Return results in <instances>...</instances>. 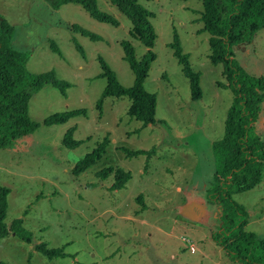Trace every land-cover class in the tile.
<instances>
[{
	"label": "rangeland",
	"instance_id": "374dc122",
	"mask_svg": "<svg viewBox=\"0 0 264 264\" xmlns=\"http://www.w3.org/2000/svg\"><path fill=\"white\" fill-rule=\"evenodd\" d=\"M140 4L155 15L151 23L157 33L152 49L157 59L145 82L146 91L158 98L156 124L144 129L142 115L131 112L144 105L141 98L114 90L103 98L101 113L97 108L108 85L105 78H99L103 73L99 60L128 89L135 76L124 60L121 42L132 43L138 60L149 52L131 36L130 20L109 0H98V6L116 17L119 27L96 21L77 4L54 10L44 0H0L1 19L15 28L13 47L31 54L29 72L54 73L58 80L71 84L67 97L51 85L35 94L29 115L37 131L0 150V185L10 190L6 225L22 219L23 228L33 236L31 244L14 233L1 240L0 263L214 264L203 260V247L193 234L178 229L176 206L184 196L176 187L193 173L201 184L212 182V145L224 136L233 94L218 86L226 79L223 66L210 61V36L203 32L201 0H140ZM80 28L101 39L85 37L78 32ZM175 33L192 70L201 74L200 101L192 99L190 81L171 48ZM53 43L61 54L52 50ZM233 53L249 74L264 78V30ZM76 110H86L87 115L64 125L48 124L52 116ZM73 128L74 141L83 144L68 149L62 141ZM257 132L264 142V104ZM107 145L98 160L79 169L88 155ZM153 148L155 154L148 159L130 157L124 151ZM108 170L112 173L107 178L99 177ZM129 173L132 180L126 188L112 190L116 180H128ZM196 195L203 199L201 192ZM234 199L250 214L246 230L264 239V179L257 188L236 194ZM216 208L221 207L212 210ZM184 239L192 241L197 252L192 253ZM42 249H64L69 257L49 260ZM216 257L221 264H238L225 253Z\"/></svg>",
	"mask_w": 264,
	"mask_h": 264
},
{
	"label": "trees",
	"instance_id": "16d2710c",
	"mask_svg": "<svg viewBox=\"0 0 264 264\" xmlns=\"http://www.w3.org/2000/svg\"><path fill=\"white\" fill-rule=\"evenodd\" d=\"M54 10L70 4L80 5L91 18L114 27L120 26V21L100 10L98 0H44ZM188 2L190 0H178ZM110 4L128 18L132 24L131 36L142 43L149 52L138 60L136 50L128 40L121 42L124 60L129 64L135 76L134 85L124 88L118 82L116 74L109 65L100 59L103 73L99 78H105L108 85L97 108L102 111L103 98L117 90L118 94L128 97H138L144 102L139 109L131 112L140 113L146 124L156 123L158 98L145 89L152 64L157 56L152 51L157 40V33L151 23L154 14L140 4V0H109ZM203 13V32L209 34L211 49L210 61L213 65L223 66V76L226 83L219 87L230 90L233 101L227 113L224 136L214 142L213 155L215 175L206 191L208 205L221 207L220 226L212 234L214 243L223 249L229 258L238 264H264V239L256 233L246 230L250 223V214L245 206L239 204L234 196L247 193L257 188L264 179V142L257 132V123L264 104V78L255 77L247 72L237 61L233 49L249 45L256 35L264 30V0H201ZM2 17L0 16V19ZM85 37L93 41L101 38L86 30L77 29ZM15 28L6 20H0V150L12 147L19 140L34 134L38 127L31 121L29 115L30 102L35 94L45 86L51 85L62 96L67 97L71 84L60 81L54 73L32 74L28 70L31 54L19 52L13 47ZM84 55L81 46L77 45ZM51 48L61 54L58 46L53 43ZM174 56L182 66L185 77L190 81L191 96L194 101L202 99L200 87L201 74L195 73L189 63V56L184 54L181 41L175 33L171 45ZM86 110H76L57 114L49 119V125H64L78 116H86ZM75 128L69 130L62 141L68 149L80 147L82 141H74ZM106 146H101L95 154L88 155L79 163V169L84 170L98 160ZM155 148L150 151L124 150L130 157L155 154ZM112 171L99 175L107 178ZM124 179H117L112 190H120ZM10 190L0 185V241L14 233L19 239L31 244L33 236L22 226V219L6 225L8 216ZM41 253L49 260L69 257L64 249L47 250ZM5 264V263H0Z\"/></svg>",
	"mask_w": 264,
	"mask_h": 264
},
{
	"label": "crops",
	"instance_id": "0c3cea01",
	"mask_svg": "<svg viewBox=\"0 0 264 264\" xmlns=\"http://www.w3.org/2000/svg\"><path fill=\"white\" fill-rule=\"evenodd\" d=\"M155 124L144 123L143 129L152 128V126H154ZM177 133L179 137L184 138L183 133L179 131ZM108 147L109 146L107 145L104 148V153H106ZM131 177H132L131 173H129L128 180L125 181L122 189L120 190L126 188L127 184L132 180ZM211 183L212 182H208L207 184L204 181V183L201 184L199 182V179L196 180L193 173L192 178L188 180L184 185L180 184L176 187V191L178 193H182L184 196L182 202L176 206L177 218H178L176 219V224H178V229L187 231L188 233L193 234V236H195L194 238L196 239L194 240L196 241V243H199L200 247H203L200 249V253L202 255L203 260L210 259L211 262H214V264H221L222 260L221 261L217 260L216 256L219 254L224 255L225 252L223 251V249L215 245V243H213L212 240V234L215 231H217L216 230L217 227H219L221 224L220 223L221 208L220 210L219 208L212 210L216 207V205L214 206L208 205L205 196L206 191L210 187ZM120 190H115V192H118ZM200 192L203 194L202 200L200 197L196 195L197 193ZM217 211L218 213H216ZM215 225L217 227H215ZM179 226L181 228H179ZM202 228H204V230H202ZM225 255L227 254L225 253ZM201 264H203V262Z\"/></svg>",
	"mask_w": 264,
	"mask_h": 264
},
{
	"label": "built area",
	"instance_id": "2783aa9c",
	"mask_svg": "<svg viewBox=\"0 0 264 264\" xmlns=\"http://www.w3.org/2000/svg\"><path fill=\"white\" fill-rule=\"evenodd\" d=\"M184 241L186 242V244H187L189 250H190L192 253H195L196 250H197L195 244H194L192 241L187 240V239H184Z\"/></svg>",
	"mask_w": 264,
	"mask_h": 264
},
{
	"label": "water",
	"instance_id": "95a60500",
	"mask_svg": "<svg viewBox=\"0 0 264 264\" xmlns=\"http://www.w3.org/2000/svg\"><path fill=\"white\" fill-rule=\"evenodd\" d=\"M15 235V234H14Z\"/></svg>",
	"mask_w": 264,
	"mask_h": 264
}]
</instances>
